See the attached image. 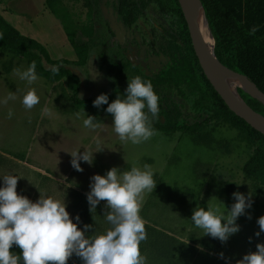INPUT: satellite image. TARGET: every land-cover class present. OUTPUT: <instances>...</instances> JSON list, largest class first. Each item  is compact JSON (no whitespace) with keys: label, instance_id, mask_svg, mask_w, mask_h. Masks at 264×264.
Returning <instances> with one entry per match:
<instances>
[{"label":"rangeland","instance_id":"374dc122","mask_svg":"<svg viewBox=\"0 0 264 264\" xmlns=\"http://www.w3.org/2000/svg\"><path fill=\"white\" fill-rule=\"evenodd\" d=\"M98 1L101 18L108 21L109 5L105 0ZM3 2L7 7L2 11L4 17H9V21L19 18L14 22L16 27L26 35L34 34L52 58L76 57L55 18V30L51 29L52 13L46 8V2L42 8L32 6L30 0H3L0 4ZM64 3L79 19L86 18L87 6L83 5V0H64ZM141 49L139 47L138 54L142 59L145 56L146 71L157 68L161 58L143 54ZM90 52L89 74L84 81L82 79L81 97H98L106 93L112 81L103 76L106 71L98 66L97 48L93 46ZM18 57L0 49V101L9 93H15L17 97L6 105L0 103V187L4 186L2 176L18 175L21 177L17 186L19 194L32 201L38 200L41 193L65 200L71 217L75 220L79 215V227L92 224L94 232L89 235L101 234L110 224L105 217L106 202L102 201L93 212L90 211L87 193L91 177L105 175L113 167L124 171L133 166L143 169L147 164L154 171L157 186L152 192L144 193L141 204L140 215L146 221L147 232V239L141 242V245L146 244L141 254L147 256L146 264H160L158 260L161 264H177L182 258L184 262L180 264L186 263V259V264H237L245 254L256 251L258 243H264V232L258 237L255 235L259 231L257 220L264 215V184L263 191L256 195L251 180L241 170L250 153L249 147L233 140V143L224 141L210 148L193 142L180 131L168 134L162 130H156V135L141 144L124 143L114 131L113 118L100 110V120L94 121L99 127L86 129L83 120L88 110L72 109L63 81H50L37 74L39 79L27 84L14 74L15 69L24 71L29 67L23 59L16 65L14 62ZM6 59L14 63L7 72L2 70V62L8 63ZM107 66L110 69V65ZM30 89L36 90L40 103L26 110L22 98ZM45 107L51 110V115H41ZM9 109L13 112L11 118ZM214 134L232 138L236 129L219 126ZM86 148L90 152L96 151L94 161L91 165L81 161L84 170L80 172L72 167L68 151L79 149L83 153ZM228 148L231 150L227 151ZM184 191L188 195L185 205L193 203L195 207L181 214L184 207L179 200ZM236 191L245 195L251 191L253 201L252 207L237 220L240 231L230 236L226 243L216 239L218 242L212 249L199 246L193 240H198L203 231L191 221L193 211L198 206L207 208L209 201L222 210L230 209L235 202L232 194ZM192 251L193 254H189ZM74 258L75 255L70 259Z\"/></svg>","mask_w":264,"mask_h":264},{"label":"trees","instance_id":"16d2710c","mask_svg":"<svg viewBox=\"0 0 264 264\" xmlns=\"http://www.w3.org/2000/svg\"><path fill=\"white\" fill-rule=\"evenodd\" d=\"M200 1L214 38V52L217 58L233 70L245 74L264 92V0ZM46 4L60 19L68 42L75 51V58H52L40 41L22 33L1 12L0 33L3 34V39H0V49L11 53V56H20L28 66L35 61L37 74L50 81H63L68 89L66 97L70 99L72 109L88 110L85 113L86 118L91 115L100 120L99 110L111 116L106 112L108 105L97 108L93 106L96 97L79 96L83 82L80 73L88 70L90 51L96 46L99 66L105 63L110 65V69L106 65L107 75L112 80L110 91L106 92L109 103L118 95L121 98L125 96L129 79L140 76L144 81H151L159 96V114L158 117H152V127L155 130L168 134L180 131L188 135L193 142L210 148L224 141L233 143V140H236L243 143L249 147L250 153L241 165L242 173L251 180L250 184L256 195L263 191L264 134L232 111L205 76L194 52L178 0H119L117 9L127 25L139 26V18L146 19L155 13L173 22L174 32L168 31L166 37L168 39L170 36L169 40L173 43L170 46L174 50L168 53V58L160 67L151 71H145L139 63L131 61L114 48L107 35H101L99 40L95 38L94 23L99 19L96 20L93 0H83V5L87 6L85 19H79L74 11L65 5L64 0H46ZM253 27L257 30L250 34ZM114 45L118 46L117 43ZM53 67H58V73L53 74ZM237 89L254 110L264 115V104L259 99L240 86H237ZM219 126L236 129V134L232 138L216 136L214 132ZM229 150L231 148L227 149ZM186 196L188 195L184 191L179 200L184 207L181 214L195 207L193 203L185 205V200L188 199ZM193 241H197L198 245L205 249H212L218 242L203 234ZM145 247V243L140 245L141 253ZM11 251L21 253L15 245ZM203 253L202 256L205 257ZM182 261L184 262L183 258L180 262ZM185 262L187 263V259ZM68 264L83 262L75 256L74 259H69Z\"/></svg>","mask_w":264,"mask_h":264},{"label":"clouds","instance_id":"9594fccd","mask_svg":"<svg viewBox=\"0 0 264 264\" xmlns=\"http://www.w3.org/2000/svg\"><path fill=\"white\" fill-rule=\"evenodd\" d=\"M256 30L253 27L250 34ZM0 39H3L2 33ZM51 71L56 74L59 69L53 67ZM14 74L29 85L39 79L35 61L24 71L15 69ZM16 98L15 93H9L0 103L6 105ZM108 101V94H100L93 101V106L100 108L108 105L106 112L113 117L114 131L122 142L141 144L157 134L152 127V117H158L159 96L151 81L135 76L129 79L123 98L118 95L111 103ZM39 103L40 96L35 89L27 91L22 98L26 110ZM12 115L9 109V118ZM41 115H51V110L45 107ZM95 118L88 115L83 120V127L98 128ZM68 152L72 157V167L82 172L84 169L80 162L93 164L96 151L90 152L86 148L83 153L79 149ZM2 177L0 264H21V261L23 264H68L73 255L79 257L83 264H146L147 258L140 249L141 242L147 239L146 221L140 212L144 193L152 192L157 186L150 165L145 164L143 169L133 166L124 171L113 167L105 175L95 174L91 177L90 191L87 193L90 211L93 212L102 201L106 202L105 217L110 224L105 232L93 235H89L94 232L93 225L79 227V215L75 220L71 217L65 200L41 193L38 200L32 201L17 192L20 176ZM232 195L235 202L230 209L226 207V210H222L209 201L207 208L198 206L193 211L191 221L203 231V235L226 243L230 236L240 231L237 220L252 207V192L245 195L236 191ZM257 223L259 231L255 235L258 237L264 232V215L258 218ZM14 245L21 250L20 254L11 251ZM237 264H264V243H258L256 251L245 254Z\"/></svg>","mask_w":264,"mask_h":264},{"label":"flooded vegetation","instance_id":"af4514ba","mask_svg":"<svg viewBox=\"0 0 264 264\" xmlns=\"http://www.w3.org/2000/svg\"><path fill=\"white\" fill-rule=\"evenodd\" d=\"M105 1L106 4L109 5L107 7L108 21L101 18V14H102L100 11L101 3L99 5L98 0L96 1L93 0L96 11V20L99 19V21H96L94 23L95 38L99 40L101 35L102 36L104 34L107 35V38L109 37L111 39V42L113 43V45L112 44L111 45L114 48L120 50L124 55L129 57L131 61L135 63H139L142 66V68L146 71L145 63H144L145 56L142 59L139 57L138 54L139 47H142L141 52L143 54L145 53L150 57L156 56L161 58V62L157 66V68L160 67L168 58V53L174 50V48L170 46L173 44L169 40L170 36H168V39L166 37V35L169 34L168 31L174 32L173 30L174 28H172L173 22L167 18H164L163 15L155 13L153 16H150L149 18L146 19L139 18L137 20L139 26L127 25L126 21H124L123 18L120 16L117 9L119 0H105ZM114 43H117L118 46H115ZM91 56L92 54L90 55V58ZM97 61L99 66L98 57H97ZM106 65L108 64L105 63L104 65L99 66V68L103 70V72H105L107 71ZM87 66H89V63L87 64ZM88 71L89 70H86L85 73L83 72L81 73L83 81L86 75L88 76L89 74ZM103 76L109 78L106 72L104 73ZM110 88H111V83H110ZM81 89L82 86L79 89V93ZM94 97L96 96L94 95Z\"/></svg>","mask_w":264,"mask_h":264},{"label":"water","instance_id":"95a60500","mask_svg":"<svg viewBox=\"0 0 264 264\" xmlns=\"http://www.w3.org/2000/svg\"><path fill=\"white\" fill-rule=\"evenodd\" d=\"M179 5L181 7L183 16L187 23L188 32L190 35L191 43L194 49V52L197 56L199 64L207 77L210 83L213 85L215 90L220 94L223 98L225 103L228 107L234 111L237 115L242 117L245 121H247L252 127L259 130L261 133L264 134V115L256 110H254L242 97L239 93L237 86H240L243 90L249 93L251 96L256 97L264 104V92H262L255 84L252 82L245 74L237 72L232 68L226 66L217 58L214 52V38L212 36V43L208 40L207 36L205 35L201 24L199 23L195 8L196 3H199L202 6L200 0H178ZM203 9V6H202ZM204 12V9H203ZM204 17L207 21V18L204 13ZM209 27V26H208ZM210 29V27H209ZM225 74H237L243 75L250 82H252L260 95L253 94L251 91L247 90L241 85H234L233 86L226 81Z\"/></svg>","mask_w":264,"mask_h":264},{"label":"bare ground","instance_id":"6f19581e","mask_svg":"<svg viewBox=\"0 0 264 264\" xmlns=\"http://www.w3.org/2000/svg\"><path fill=\"white\" fill-rule=\"evenodd\" d=\"M195 13H196V17L199 21V23L202 26V29L205 33V35L207 36L208 40L213 41L212 36H211V32L210 29L208 27V23L206 22V19L204 17V12L202 9V6L199 3H196V8H195ZM225 79L227 82H229L232 86L233 84L236 85H241L244 88H246L247 90L251 91L253 94L258 95L259 97L262 98V96L260 95V93L258 92V90L256 89L255 85L249 81V79H247L245 76L243 75H237V74H225Z\"/></svg>","mask_w":264,"mask_h":264},{"label":"crops","instance_id":"0c3cea01","mask_svg":"<svg viewBox=\"0 0 264 264\" xmlns=\"http://www.w3.org/2000/svg\"><path fill=\"white\" fill-rule=\"evenodd\" d=\"M0 1H3V0H0ZM31 2H30V4L32 5V6H34V7H38V8H42L43 7V2H46L45 0H30ZM4 4H5V2H3L2 4H0V12L2 13V11H4L7 7L6 6H4ZM46 4V3H45ZM48 6H47V4H46V8H47ZM49 8V7H48ZM47 8V9H48ZM49 10V12H51L52 13V24H53V26L51 25V29H53V30H55L54 28H55V24L53 23L54 22V20L55 19H57V21H59V23H60V25L62 26V24H61V22H60V19L57 17V16H55V14L50 10V9H48ZM47 14V13H46ZM8 19H9V17H7ZM6 18V19H7ZM55 18V19H54ZM7 19V20H8ZM18 19L19 18H16V20H14V21H12L11 19H10V22L12 23V24H14V22H17L18 21ZM9 21V20H8ZM15 26H16V24H14ZM62 28H63V26H62ZM63 30H64V28H63ZM64 32H65V30H64ZM31 36V35H30ZM65 36H66V33H65ZM32 37H34L35 39H37L38 40V38L36 37V36H34V34L32 35ZM66 39H67V36H66ZM38 41H40V40H38ZM67 41H68V39H67ZM41 42V41H40ZM42 43V42H41ZM69 43V42H68ZM43 44V43H42ZM70 44V43H69ZM44 45V44H43ZM71 45V44H70ZM45 46V45H44ZM72 46V45H71ZM46 47V46H45ZM9 53V52H8ZM70 59V58H69ZM20 60H21V57L19 56L18 58H16V61L14 62V63H16V65H19V63H20ZM5 61H7L8 62V64L6 63V64H3V62H2V70H5V72H7L8 71V69H9V67L12 65V64H14L13 62H12V60H10V59H6ZM146 258H147V256H145ZM147 260V259H146ZM158 263H162V262H160L159 260H158ZM153 264H157L156 262H154Z\"/></svg>","mask_w":264,"mask_h":264}]
</instances>
